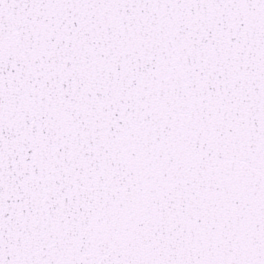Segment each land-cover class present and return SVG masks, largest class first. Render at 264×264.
<instances>
[{
	"label": "snow or ice",
	"instance_id": "1",
	"mask_svg": "<svg viewBox=\"0 0 264 264\" xmlns=\"http://www.w3.org/2000/svg\"><path fill=\"white\" fill-rule=\"evenodd\" d=\"M0 264H264V0H0Z\"/></svg>",
	"mask_w": 264,
	"mask_h": 264
}]
</instances>
